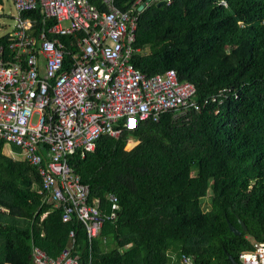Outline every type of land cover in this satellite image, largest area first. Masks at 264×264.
<instances>
[{
    "label": "trees",
    "instance_id": "16d2710c",
    "mask_svg": "<svg viewBox=\"0 0 264 264\" xmlns=\"http://www.w3.org/2000/svg\"><path fill=\"white\" fill-rule=\"evenodd\" d=\"M134 1L114 3L128 10ZM137 12L136 69L147 76L173 70L200 102L232 93L177 121L165 114L136 129L122 125L119 138L103 134L95 150L70 157L90 200L107 214V196L119 200L117 219L90 243L40 193L38 172L8 156L0 140V264H33L34 247L56 258L71 232L80 264H169V251L174 264L182 253L194 264H231L228 255L241 264V252L264 242V0H150ZM22 16L36 20V33L55 22L41 9ZM12 37H0L6 56ZM131 140L138 144L128 151ZM208 196L214 204L206 210Z\"/></svg>",
    "mask_w": 264,
    "mask_h": 264
},
{
    "label": "built area",
    "instance_id": "2783aa9c",
    "mask_svg": "<svg viewBox=\"0 0 264 264\" xmlns=\"http://www.w3.org/2000/svg\"><path fill=\"white\" fill-rule=\"evenodd\" d=\"M114 2L102 0L100 8L89 0H14L18 17L8 56L0 48V140L10 146V157L38 172L40 193L62 210L65 223L75 220L84 228L89 243L99 238L105 221L117 219L119 200L107 196L109 214L99 200H90L89 186L70 157L93 151L103 134L119 138L123 126L136 129L141 121L158 122L165 114L177 121L222 105L232 93L223 89L200 102L196 87L179 81L173 70L147 76L136 69L137 6L143 0L128 10ZM37 9L45 21H55L38 33L36 20L22 16ZM61 36L69 37L67 44ZM74 237L71 232L56 258L34 247L33 264H80L72 255ZM253 245L240 253L241 264H264V242ZM177 264L194 262L182 253Z\"/></svg>",
    "mask_w": 264,
    "mask_h": 264
},
{
    "label": "rangeland",
    "instance_id": "374dc122",
    "mask_svg": "<svg viewBox=\"0 0 264 264\" xmlns=\"http://www.w3.org/2000/svg\"><path fill=\"white\" fill-rule=\"evenodd\" d=\"M17 17L18 13L16 11L14 0H2V7L0 8V37L6 36L13 32L17 22ZM33 120H35V117ZM137 144L138 143L135 141L128 143L126 150H132ZM5 153L9 156L13 155L11 154L10 146H6ZM210 198L211 197L208 196L203 200V206L206 210H208L214 204ZM213 207H215V209L217 208L215 205ZM249 240L252 241V238H249ZM168 256L169 264H174V254L169 251Z\"/></svg>",
    "mask_w": 264,
    "mask_h": 264
},
{
    "label": "water",
    "instance_id": "95a60500",
    "mask_svg": "<svg viewBox=\"0 0 264 264\" xmlns=\"http://www.w3.org/2000/svg\"><path fill=\"white\" fill-rule=\"evenodd\" d=\"M150 1V0H145L140 6H139V9L141 10L145 5L146 3ZM162 3V2H161ZM240 224L241 226L243 227V230L245 231L246 230V226L244 224L243 221L240 220ZM228 226H229V230L234 234V235H237L239 236L240 235V232L237 230V228H235L234 226H232V224L228 223ZM227 260L230 261L231 264H239L235 258L233 256H227Z\"/></svg>",
    "mask_w": 264,
    "mask_h": 264
},
{
    "label": "bare ground",
    "instance_id": "6f19581e",
    "mask_svg": "<svg viewBox=\"0 0 264 264\" xmlns=\"http://www.w3.org/2000/svg\"><path fill=\"white\" fill-rule=\"evenodd\" d=\"M180 80V79H179ZM189 82V81H188ZM124 129V128H123ZM95 150V149H94ZM92 152V151H91ZM82 180V179H81ZM90 197V196H89ZM106 222V221H105ZM105 225V224H104Z\"/></svg>",
    "mask_w": 264,
    "mask_h": 264
},
{
    "label": "crops",
    "instance_id": "0c3cea01",
    "mask_svg": "<svg viewBox=\"0 0 264 264\" xmlns=\"http://www.w3.org/2000/svg\"><path fill=\"white\" fill-rule=\"evenodd\" d=\"M1 2H2V0H1ZM2 7V4L0 5V8Z\"/></svg>",
    "mask_w": 264,
    "mask_h": 264
}]
</instances>
